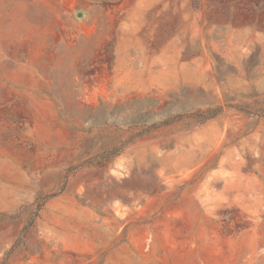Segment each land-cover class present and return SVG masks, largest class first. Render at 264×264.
<instances>
[{"label":"rangeland","instance_id":"obj_1","mask_svg":"<svg viewBox=\"0 0 264 264\" xmlns=\"http://www.w3.org/2000/svg\"><path fill=\"white\" fill-rule=\"evenodd\" d=\"M0 264H264V0H0Z\"/></svg>","mask_w":264,"mask_h":264},{"label":"water","instance_id":"obj_2","mask_svg":"<svg viewBox=\"0 0 264 264\" xmlns=\"http://www.w3.org/2000/svg\"><path fill=\"white\" fill-rule=\"evenodd\" d=\"M78 17H82V14L80 13V14L78 15Z\"/></svg>","mask_w":264,"mask_h":264}]
</instances>
